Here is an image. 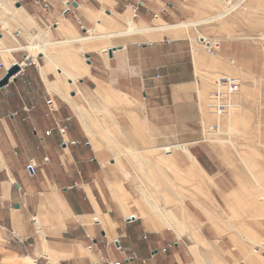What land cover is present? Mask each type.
<instances>
[{
	"label": "crops",
	"instance_id": "0c3cea01",
	"mask_svg": "<svg viewBox=\"0 0 264 264\" xmlns=\"http://www.w3.org/2000/svg\"><path fill=\"white\" fill-rule=\"evenodd\" d=\"M199 2L0 0V79L30 61L0 87V264H264L252 236L153 228L119 163L146 142L189 151L214 76L241 69L224 20L215 58L179 27Z\"/></svg>",
	"mask_w": 264,
	"mask_h": 264
},
{
	"label": "rangeland",
	"instance_id": "374dc122",
	"mask_svg": "<svg viewBox=\"0 0 264 264\" xmlns=\"http://www.w3.org/2000/svg\"><path fill=\"white\" fill-rule=\"evenodd\" d=\"M218 1L216 5L223 7L225 2L232 6L238 0ZM196 5L194 11L201 12ZM189 6L186 11L193 12ZM222 20L230 58L241 69L214 79L231 77L239 90L227 98L224 113L210 108L198 135L200 141L188 148L198 170L188 172L193 162L181 148L172 149L169 155L165 147L153 148L147 142L143 160L137 159L129 146L122 150L128 161L119 163L132 176L124 179L138 196L140 215L156 214L158 223L153 228L160 227L161 210L179 221L182 236L203 227L211 230L210 237L226 239L235 234L242 241L252 236L253 242L264 243V0H253L251 6L244 0L224 19L192 28L196 36H206V42L217 46L214 54H209L202 44L209 58L219 54L216 26ZM192 21L196 19L186 23Z\"/></svg>",
	"mask_w": 264,
	"mask_h": 264
},
{
	"label": "bare ground",
	"instance_id": "6f19581e",
	"mask_svg": "<svg viewBox=\"0 0 264 264\" xmlns=\"http://www.w3.org/2000/svg\"><path fill=\"white\" fill-rule=\"evenodd\" d=\"M204 1V0H203ZM201 1L199 2L197 5H196V8L198 10H200L201 12H205V11H209V12H214L213 9H215L213 6H214V0H205L204 2ZM216 1V0H215ZM244 0H238L236 4L232 5V6H229L228 4L230 3H223V7H220V5H216V8L220 9L219 10H215V14H210L208 15L207 17L205 18H202V19H198L196 21H192V22H189V23H182V24H179V27H188V26H192V27H196L198 25H204V24H209V23H212L214 21H218V20H221V19H224V17L228 14L231 13V11L239 4H241ZM247 1V0H246ZM252 1L253 0H248V4L251 6L252 5ZM223 2V1H222ZM255 4V3H254ZM128 21H130L129 19H127ZM132 21V20H131ZM126 23V22H125ZM131 23V22H130ZM129 23V24H130ZM224 25V24H223ZM134 27L135 26H131L130 29H129V32L131 33H134ZM225 30V28H224ZM128 31V29H127ZM226 31V30H225ZM126 32V31H125ZM128 32V33H129ZM121 33V32H120ZM123 33V32H122ZM253 35V34H252ZM130 36H132L130 34ZM206 37V36H205ZM204 36L200 35L199 38H203V40H206ZM242 38V37H241ZM81 39V38H80ZM85 39V38H84ZM87 39V38H86ZM83 40V39H82ZM243 42V41H242ZM211 44V43H210ZM241 44V43H240ZM214 45V44H213ZM217 48V46H216ZM252 56V55H251ZM258 61V60H257ZM174 148H181V150H183L187 156L192 160L193 164H190V166L188 167V172L191 173L193 172L194 168L198 170V167L197 165L194 163L195 161L192 159L191 157V153H189V151H187L186 147L184 145H175V146H166L164 148V151L166 153H168L170 155V153L172 152V149ZM187 165V164H186ZM202 177V176H201ZM203 178V177H202ZM259 185V183H258ZM262 199L264 200V195L262 196ZM159 211V214H160V219H161V224H160V227H163V226H167V227H171L172 229H174V231L177 233V234H180L183 229L182 227L179 225V221L174 218L173 215H171L169 212L166 213V212H163L161 210H158ZM156 215V214H155ZM154 215V216H155ZM156 218V217H155Z\"/></svg>",
	"mask_w": 264,
	"mask_h": 264
},
{
	"label": "built area",
	"instance_id": "2783aa9c",
	"mask_svg": "<svg viewBox=\"0 0 264 264\" xmlns=\"http://www.w3.org/2000/svg\"><path fill=\"white\" fill-rule=\"evenodd\" d=\"M133 11L136 10V5L132 6ZM206 47V51L209 54H214V51L217 49L216 46H212L210 43L206 44V41H202ZM30 61L27 57L24 58L22 62L14 63L19 66V70L23 67V65L29 64ZM239 90V84L235 82L231 77L228 76H220L218 77L213 84V88L211 91L210 99H211V107L214 108L217 114H222L225 112L227 108L226 100L229 96L237 93ZM51 100H47V103L50 104Z\"/></svg>",
	"mask_w": 264,
	"mask_h": 264
},
{
	"label": "water",
	"instance_id": "95a60500",
	"mask_svg": "<svg viewBox=\"0 0 264 264\" xmlns=\"http://www.w3.org/2000/svg\"><path fill=\"white\" fill-rule=\"evenodd\" d=\"M108 53L110 54L111 51H108ZM19 66L17 64H13L5 73V75L0 79V87L4 84L7 83L8 79L14 75L15 73H17L19 71Z\"/></svg>",
	"mask_w": 264,
	"mask_h": 264
}]
</instances>
